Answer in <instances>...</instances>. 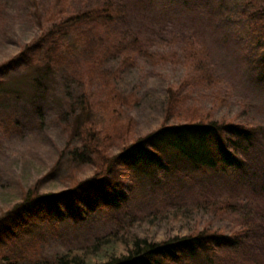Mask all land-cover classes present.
<instances>
[{
  "label": "trees",
  "instance_id": "trees-1",
  "mask_svg": "<svg viewBox=\"0 0 264 264\" xmlns=\"http://www.w3.org/2000/svg\"><path fill=\"white\" fill-rule=\"evenodd\" d=\"M11 1L19 3L21 12L14 13ZM35 1L0 0V85L4 76L15 70L33 67L50 73L67 67L66 76L77 81L76 95L69 94L73 100L86 99L81 100L79 115L70 114L66 124L52 126L39 120L34 130H25L7 120L3 131L8 141L21 144L20 148L47 146V133L57 129L53 139L61 152L53 145L51 151L56 161L64 154L71 158V175L63 189L47 191L53 185V175L45 174L31 190L23 189L25 196L19 203L0 215V264H216L230 258L225 252L240 250L257 235L264 236V229L258 222L254 224L255 218L247 220L237 210L247 207L241 197L235 195L233 201L229 196L234 203L215 198L209 192L212 187H204L192 205L176 201L146 210L128 207L137 181L151 176L154 182L153 177L158 179L165 173L180 174L181 164L215 175L209 179L211 186L231 171L226 183L233 181L242 187L255 186L257 181L264 195L257 129L232 115H218L217 97L212 93L210 106L199 104L198 96L185 90L183 80L168 82L163 91H154L156 104L147 99L153 93L150 91L142 96L123 94L118 86L119 66L129 65L140 49L131 45L135 39L126 44L106 32L117 16L114 7L105 3L102 8L95 5L74 10L63 5L58 11L47 8L40 12ZM243 3V16L256 34L253 58L258 79L264 81V0ZM4 8L9 12L4 13ZM20 13L28 15L27 24L18 19ZM72 32L85 41L81 55L74 59L60 47L61 40ZM102 38H106L104 42ZM142 54L150 61L154 58L148 50ZM74 60H82L87 72L79 71ZM198 61L202 63L200 58ZM203 69L198 67L202 77L207 74ZM94 83L104 89L100 105L106 111L125 108L130 113L123 122L115 116L117 122L102 130L100 140L90 138L86 160L77 161L75 153L92 131L86 126L81 133L83 141L76 138L81 118L87 117L92 107L87 92ZM138 105L140 112L148 113L136 114L140 121L134 116ZM148 122H152L151 127ZM147 166L149 172L141 171ZM247 167L251 172H245L244 180L238 179ZM95 216L101 228L91 231ZM230 216L237 217V224Z\"/></svg>",
  "mask_w": 264,
  "mask_h": 264
},
{
  "label": "rangeland",
  "instance_id": "rangeland-1",
  "mask_svg": "<svg viewBox=\"0 0 264 264\" xmlns=\"http://www.w3.org/2000/svg\"><path fill=\"white\" fill-rule=\"evenodd\" d=\"M35 2L40 12L46 11L47 8L50 11H58L63 5L65 9L68 7L81 10L95 5L102 8V4L110 3L117 16L113 24L105 29L106 32L114 34L126 44H130L135 39V44L131 45L140 49L136 52L138 57L129 65L119 66L121 71L118 74V86L124 91L123 94L132 92L142 96L150 91L153 93L150 95L148 92L150 97L147 99L156 104L154 91H163L168 82L177 80H183L185 90L197 95L198 103L203 106L211 105L209 98L212 93L217 97L215 111L218 115H232L257 129L255 140L260 155L258 160L264 164V81L258 79V66L253 58L256 34L250 30L248 21L243 16V0H36ZM11 5H14L15 14L17 11L21 12L19 3L12 2ZM4 10V13L9 12L7 8ZM17 16L23 24L29 21L25 13ZM80 37L77 38L72 32L60 42L61 49L67 50L66 53L71 55L72 59L82 53L84 40L82 36ZM104 39L106 38L101 39L102 42ZM7 45L9 44L5 46ZM47 47L49 46H45L43 50ZM145 50L154 55L152 61L143 56L142 52ZM199 58L202 63L198 61ZM74 61L79 71L87 72L84 71L82 60ZM198 67H204L203 70L207 73L204 77L201 76ZM66 69L67 67H60L54 72L47 73L32 67L12 71L3 78L5 82L0 85V215L19 203L25 196L23 189L31 190L33 183L45 174L53 175V185L47 187V191L63 189L67 186V180H70L68 161L71 158L64 154L60 157V161H56L51 151L50 146L53 145V148L58 147L59 154L61 152L59 143H56L57 139H53L56 138L53 133L57 129L49 130L47 134L50 138L45 139L47 146H38L41 149L34 146L20 148L18 145L21 144L8 141L9 137L3 131L7 120H14L20 126H24L25 130H34L39 120L53 126L56 122L68 123L70 114L73 117L79 115L81 100L86 98L79 97L73 100L69 92L76 95L77 90H74V87L77 81H72L66 76L68 73ZM116 75L113 73L112 77ZM92 87L87 92L90 93L88 100L92 107L87 117L81 118L82 124L76 133V138L82 139L81 133L87 127H91L92 131L84 141L81 140L84 145L75 153L78 156L77 161L86 160L90 138H93V142L100 140L102 135L99 134L103 129L115 124L116 117L119 122H123L130 113V110L125 108L121 111L115 110L114 113L112 109L106 111L104 105H100L105 94L104 89L98 83H94ZM138 106L139 112H135L134 116L140 121L137 115L140 114L141 117L148 113L140 112L141 105ZM135 121L138 122L136 119ZM148 123L151 127L152 122ZM73 127L76 132V126ZM57 162H59L57 168H54ZM178 168L180 174L165 173L159 176V180L153 177L154 182L150 180L151 176L149 179L148 176L142 177L135 184L133 200L128 207L131 210H146L159 203L176 201L192 205L200 197L199 194L204 187H212L209 192L215 198L225 200L232 196L233 201H236L235 195L241 197L248 208L244 207V211L237 209L240 215L247 220L250 219L248 217L255 218L254 224L258 222V225L264 229V195L259 192L261 187L257 181L255 186L242 187L234 185L233 181L226 183L231 172L228 171L225 177L219 176L216 186H211L208 185L209 179L215 175L201 173L191 165L181 164ZM143 170L149 172L150 167H144L141 171ZM245 172H251L250 167L243 169L238 179L244 180ZM234 174L239 176L238 172ZM259 174L264 175V172ZM251 188L253 189L250 190ZM229 219L233 224H237V217L234 220V216H230ZM100 223L99 218L93 217L90 230L100 229ZM253 241L246 243L240 250L225 252L230 258H225L224 261L216 264H264V236L259 238L257 235Z\"/></svg>",
  "mask_w": 264,
  "mask_h": 264
}]
</instances>
